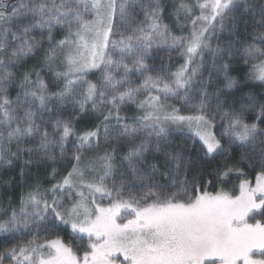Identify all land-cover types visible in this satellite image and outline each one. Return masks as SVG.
<instances>
[{"label": "snow or ice", "instance_id": "obj_1", "mask_svg": "<svg viewBox=\"0 0 264 264\" xmlns=\"http://www.w3.org/2000/svg\"><path fill=\"white\" fill-rule=\"evenodd\" d=\"M0 264H264V0H0Z\"/></svg>", "mask_w": 264, "mask_h": 264}, {"label": "trees", "instance_id": "obj_2", "mask_svg": "<svg viewBox=\"0 0 264 264\" xmlns=\"http://www.w3.org/2000/svg\"><path fill=\"white\" fill-rule=\"evenodd\" d=\"M173 63H176V61L174 60ZM231 187V185H229V188ZM63 235V234H62Z\"/></svg>", "mask_w": 264, "mask_h": 264}]
</instances>
